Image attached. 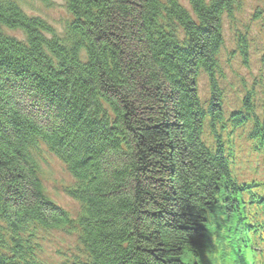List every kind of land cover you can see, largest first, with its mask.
<instances>
[{"label":"trees","instance_id":"trees-1","mask_svg":"<svg viewBox=\"0 0 264 264\" xmlns=\"http://www.w3.org/2000/svg\"><path fill=\"white\" fill-rule=\"evenodd\" d=\"M167 2L69 0L77 21L63 40H47L42 22L0 4V26L28 37L19 43L0 29V251L26 237L43 254L39 241L70 225L40 184L34 161L47 144L76 180L70 197L81 217L72 231L81 230L77 247L87 261L78 264H264V200L252 193L258 183L239 180L233 165L227 172L236 190H229V179L218 181L224 164L213 157L223 154L198 135L202 115L221 117L215 101L232 61L213 54L223 39L220 19L242 2L191 0L197 26L177 0ZM169 19L187 29L189 52L177 47ZM239 53L250 62L247 48ZM202 68L210 109L194 88ZM246 93L249 119L254 89ZM17 253L0 264H31Z\"/></svg>","mask_w":264,"mask_h":264},{"label":"rangeland","instance_id":"rangeland-1","mask_svg":"<svg viewBox=\"0 0 264 264\" xmlns=\"http://www.w3.org/2000/svg\"><path fill=\"white\" fill-rule=\"evenodd\" d=\"M158 6L162 8L163 6H168V2H165V0H157ZM229 1V0H222V2ZM69 0H0V4H2L5 7L14 6L16 8V11L19 14H22L23 17L27 20L26 22L32 23V21H38L42 22L46 28H48L50 31H47V33H44L47 40H56V39H68L67 34L69 30L71 29V25H73L77 19L76 16H74L73 12H71L69 5ZM191 0H184V3H179L177 0V3L180 7H182L189 15L190 18L193 19V24L195 26L198 25V20L194 19V11L191 6ZM240 6V12L234 13L233 11L230 14L232 17L230 20L234 21V18L237 20H241L244 24L248 23V18L250 16V13L252 10H256L261 14L260 6L264 5V2H259V0H251L253 5H250L247 0H241ZM171 3V2H170ZM229 5L232 4L229 2ZM254 7H257L259 9H255ZM234 9V7H233ZM161 12V10L159 11ZM225 17H229L228 14ZM262 22V27L264 28V17ZM258 19V16H257ZM169 30L172 37L177 40V47L184 51L189 52L191 48L194 47L192 40L190 39L187 29H184L182 27H178V20L175 19H169ZM224 22V23H223ZM223 24H220V29L222 27L221 31V37L222 43H218L217 45V51L214 52L213 59L217 56L219 57L220 50L222 51L223 47L226 44V50L228 47L233 48L234 43L232 37V31L231 28L227 25L228 21L227 19L225 21L222 20ZM248 25V24H247ZM260 24L253 26V33L257 34L259 33ZM0 29L2 32L7 35L8 37L13 38L16 42L19 43H26L28 42V37L26 33L21 30L22 28L15 27V28H9L8 25H1ZM70 43V42H69ZM223 57L227 55V53L222 52ZM235 64V62H234ZM248 64V63H247ZM245 64V65H247ZM238 65V64H237ZM245 65H242L244 67ZM207 66V65H206ZM211 67V66H210ZM241 69L240 65L237 67H232L228 73V77H233L234 72L238 71V69ZM246 68V67H244ZM234 69V71H233ZM202 71L204 69L202 68L201 71L199 69V74L202 76ZM240 75L246 76L247 71L245 69H242V71L239 73ZM198 82V87L195 89L197 92L198 99L201 101L203 98H205L207 95L211 92V87L207 83H203L201 81ZM221 100L218 98L215 102H220ZM101 104V103H100ZM104 106L101 105V109ZM107 116L109 121L111 120V114L112 111L107 110ZM203 116V115H202ZM204 117V116H203ZM49 146L47 144H42L40 146L41 150L45 151V154L43 155L41 153L40 156H38L37 160L35 161L37 165L39 166L40 172V181L43 185V189L45 190V194L48 199H46L49 202V206H52L53 208H58L61 212L63 211L68 215L70 218V225L64 227V229H53V235L48 241H46L45 245L43 244V241H39V243L42 246V257H46L48 260V263L50 264H66L68 262H71V264H76L75 259H81L82 263H87L84 258L83 249L77 247L79 239V235L77 233H81V230L77 228V231H72V229L75 227L74 221H77L81 217V206L77 201H75L70 196V191L73 190L72 188L76 185V180L71 177L69 172L67 171L66 167L60 162L55 156L51 155L49 152ZM54 203V204H53ZM0 236H5L3 233H0ZM14 238V236H13ZM23 240L20 239H10V242H8L9 250H5L6 252L0 251V258L2 256L6 257L8 256L9 252H12L18 243L17 241H26L27 238L20 237ZM40 239V236H39ZM27 245V244H26ZM29 246V243L28 245ZM63 252L65 254H69L65 257V255H60L59 253ZM15 259H18L19 257L26 258L28 261L32 264L33 262L35 264H39L42 257L34 254H28L26 255L24 252L19 251V253L16 254ZM28 256H32L33 259L29 260L30 258ZM13 258V257H12ZM7 259V258H6ZM4 260V259H3ZM43 259L42 261H46ZM64 262V263H63ZM66 262V263H65ZM75 262V263H72ZM78 264V263H77Z\"/></svg>","mask_w":264,"mask_h":264},{"label":"bare ground","instance_id":"bare-ground-1","mask_svg":"<svg viewBox=\"0 0 264 264\" xmlns=\"http://www.w3.org/2000/svg\"><path fill=\"white\" fill-rule=\"evenodd\" d=\"M208 1V0H207ZM238 1H240V0H238ZM248 1V3L250 4V5H253L252 4V2H251V0H247ZM229 2L232 4L231 6H233L234 4L232 3L233 2V0H229ZM259 2H264V0H259ZM191 3V2H190ZM225 4V3H224ZM191 6H192V3H191ZM255 9H259V8H257V7H254ZM260 9H261V14L263 15V16H258V19H257V16H255V17H253L252 15H250L249 16V18H248V25L247 24H244L243 22H241V20H237V19H235V18H233L234 19V21H231L230 19L232 18L231 16H229L228 18L227 17H222L221 19H220V24H223L222 23V20L223 21H225L226 19H227V21H228V26H231L232 28H234L235 30H246V28H247V26H255V24L257 23V25H261L262 24V22H263V18L262 17H264V5H262V7L260 6ZM262 32H264V29H261V33ZM198 82H200V81H198ZM195 87V89H197V87H198V84L197 83H195V85H194ZM209 96V95H208ZM214 97V96H213ZM217 113H218V116H219V112L217 111ZM221 116V115H220ZM210 116L209 117H207V114H205V117H203L202 116V119H201V124H200V130H199V133H198V135H199V140H200V142H203L204 143V138H205V136H206V133L207 132H209V133H214V134H218V135H222V129L219 127V118L217 117V115H214L213 114V116H212V118H210ZM121 146H123V143L121 142ZM54 154V156L60 161V162H62V164L64 165L65 163L62 161V159L60 158V157H58V155H56L55 153H53ZM215 155H217V154H215ZM33 156V155H32ZM215 159H221V161L223 162V168H224V170L226 169V174H223V175H220L219 176V179H218V181L219 180H221L222 178H226V179H229V182H227L226 181V184L225 185H229L228 187H229V190H231V191H235L236 189H235V187L233 186L234 185V183L230 180V176L228 175V172H227V168H229V167H232V165H229V163H227V160H226V158L225 157H223V158H220L219 156H213ZM34 158V157H33ZM214 158H212V159H214ZM26 160L29 162V154H27V156H26ZM35 162V161H34ZM33 162V163H34ZM65 166V165H64ZM235 173V172H234ZM235 176L236 177H238V179L240 180L242 177H241V173H237V174H235ZM40 178H41V176H40ZM219 182H216V184H218ZM18 243L16 244V246H15V248L14 249H12L13 251H18V253H19V251H21V252H24L26 255H28V254H34V252L37 254L38 253V250L37 249H33V247L30 245V246H27L26 245V243H25V241H17ZM79 244V243H78ZM38 246L40 247V245L38 244ZM68 254H69V252H67ZM38 256H40V257H42V254H37ZM30 259H33V257L32 256H28ZM76 260V262L77 263H82L81 262V259H75ZM86 261V260H85ZM88 261H90V260H88ZM48 263V260H46V262H45V264H47Z\"/></svg>","mask_w":264,"mask_h":264},{"label":"clouds","instance_id":"clouds-1","mask_svg":"<svg viewBox=\"0 0 264 264\" xmlns=\"http://www.w3.org/2000/svg\"><path fill=\"white\" fill-rule=\"evenodd\" d=\"M165 2H167V0H165ZM179 3H184V0H178Z\"/></svg>","mask_w":264,"mask_h":264}]
</instances>
